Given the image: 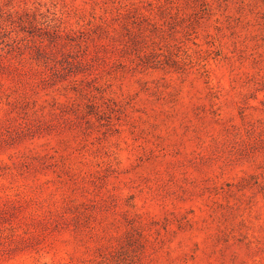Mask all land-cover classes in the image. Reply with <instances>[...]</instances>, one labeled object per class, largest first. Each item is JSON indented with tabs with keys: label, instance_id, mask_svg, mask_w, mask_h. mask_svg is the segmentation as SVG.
Segmentation results:
<instances>
[{
	"label": "rangeland",
	"instance_id": "1",
	"mask_svg": "<svg viewBox=\"0 0 264 264\" xmlns=\"http://www.w3.org/2000/svg\"><path fill=\"white\" fill-rule=\"evenodd\" d=\"M0 264H264V0H0Z\"/></svg>",
	"mask_w": 264,
	"mask_h": 264
}]
</instances>
